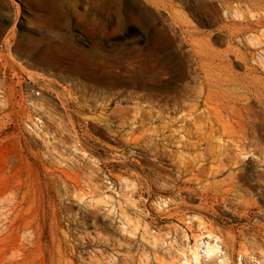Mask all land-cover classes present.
I'll return each instance as SVG.
<instances>
[{
    "label": "rangeland",
    "instance_id": "rangeland-1",
    "mask_svg": "<svg viewBox=\"0 0 264 264\" xmlns=\"http://www.w3.org/2000/svg\"><path fill=\"white\" fill-rule=\"evenodd\" d=\"M237 7L258 5L0 0V264H184L188 241L209 224L230 264H264V246L240 232L264 217L263 200L212 202L164 182L133 147H112L109 132L118 106L157 108L165 94H192L205 61L247 51L264 60L262 27L253 45L229 40V28L216 33L247 24L226 15ZM17 40L53 51L59 64L20 56ZM163 79L167 91L157 87Z\"/></svg>",
    "mask_w": 264,
    "mask_h": 264
},
{
    "label": "bare ground",
    "instance_id": "bare-ground-1",
    "mask_svg": "<svg viewBox=\"0 0 264 264\" xmlns=\"http://www.w3.org/2000/svg\"><path fill=\"white\" fill-rule=\"evenodd\" d=\"M255 3V11L244 13L239 7L226 11L232 19H246L245 26L234 30L223 25L216 33L229 28V40L255 44L258 28L264 33V0ZM241 29H245V36ZM163 39L168 50L175 44L169 34ZM12 45L22 57L59 64L58 55L51 50H35L21 40ZM239 61L242 71L233 65ZM203 65V75L192 94H165L157 108L153 104L144 107L139 100L115 108L117 128H109L111 146L122 154L128 146L136 148L131 151L142 155L160 180L181 182L189 193L200 189L212 202H241L246 195L264 202V60L247 51L234 53L233 59L222 57ZM163 72L171 75L168 68ZM168 84L163 79L157 87L167 91ZM223 184L228 187L220 189ZM261 207L264 209V203ZM205 229V235L195 233V244L188 241L192 247L190 257L183 256L184 264H208L207 259L213 256L220 264H230L217 229L212 224ZM240 232L243 238L250 234L255 243L264 246V217L245 224Z\"/></svg>",
    "mask_w": 264,
    "mask_h": 264
},
{
    "label": "built area",
    "instance_id": "built-area-1",
    "mask_svg": "<svg viewBox=\"0 0 264 264\" xmlns=\"http://www.w3.org/2000/svg\"><path fill=\"white\" fill-rule=\"evenodd\" d=\"M37 92H39V91H37Z\"/></svg>",
    "mask_w": 264,
    "mask_h": 264
}]
</instances>
